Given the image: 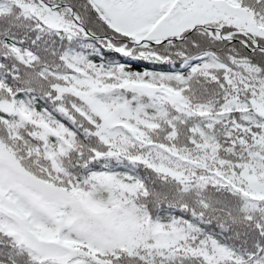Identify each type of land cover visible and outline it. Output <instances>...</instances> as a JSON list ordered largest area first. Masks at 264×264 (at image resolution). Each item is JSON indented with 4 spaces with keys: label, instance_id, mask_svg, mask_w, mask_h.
I'll return each mask as SVG.
<instances>
[{
    "label": "snow or ice",
    "instance_id": "snow-or-ice-1",
    "mask_svg": "<svg viewBox=\"0 0 264 264\" xmlns=\"http://www.w3.org/2000/svg\"><path fill=\"white\" fill-rule=\"evenodd\" d=\"M0 264H264V0H0Z\"/></svg>",
    "mask_w": 264,
    "mask_h": 264
}]
</instances>
